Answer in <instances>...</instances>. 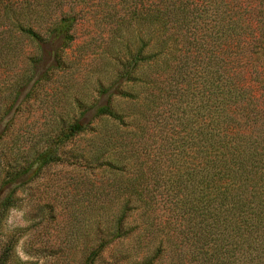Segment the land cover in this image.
<instances>
[{"label":"rangeland","instance_id":"374dc122","mask_svg":"<svg viewBox=\"0 0 264 264\" xmlns=\"http://www.w3.org/2000/svg\"><path fill=\"white\" fill-rule=\"evenodd\" d=\"M106 3L67 7L78 15L64 43L49 34L58 12L0 11V264H88L94 252L93 264H188V191L172 184H185L178 144L200 100L156 101L157 58L119 85L127 96L101 94L139 48L135 35L113 33ZM106 104L117 119L95 116ZM77 120L86 127L69 135ZM160 153L162 170L145 177Z\"/></svg>","mask_w":264,"mask_h":264},{"label":"trees","instance_id":"16d2710c","mask_svg":"<svg viewBox=\"0 0 264 264\" xmlns=\"http://www.w3.org/2000/svg\"><path fill=\"white\" fill-rule=\"evenodd\" d=\"M75 4L0 0V11L26 10L47 19L58 12L48 31L50 39L64 43L78 15L66 8ZM100 12L114 34L135 35L139 44L136 52L129 49L120 79L102 95L127 96L119 85L131 80L139 64L157 58L161 67L149 82L156 101L187 93L200 100L178 144L188 163L185 184L176 176L171 181L176 179L174 192L188 191V202L180 206L188 215V264H264V0H107ZM18 28L42 43L32 30ZM148 48L149 56L143 54ZM94 113L117 119L109 104ZM85 127L77 120L69 135ZM158 156L148 162L145 177L162 168Z\"/></svg>","mask_w":264,"mask_h":264}]
</instances>
